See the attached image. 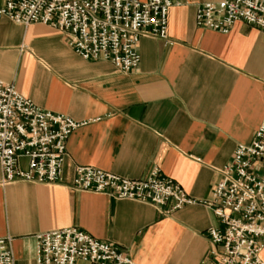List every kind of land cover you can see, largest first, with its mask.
Segmentation results:
<instances>
[{
  "label": "crops",
  "instance_id": "1",
  "mask_svg": "<svg viewBox=\"0 0 264 264\" xmlns=\"http://www.w3.org/2000/svg\"><path fill=\"white\" fill-rule=\"evenodd\" d=\"M220 1L178 0L167 40L142 37L129 73L82 60L44 25L0 21V80L43 111L88 122L67 139L60 184H0V238L11 239L14 264H35L37 234L69 227L135 264L214 262L209 209L169 212L171 203L158 209L68 186L77 166L130 180L156 166L190 198H210L235 147L264 118V32L240 22L225 34L195 27L197 7Z\"/></svg>",
  "mask_w": 264,
  "mask_h": 264
},
{
  "label": "built area",
  "instance_id": "2",
  "mask_svg": "<svg viewBox=\"0 0 264 264\" xmlns=\"http://www.w3.org/2000/svg\"><path fill=\"white\" fill-rule=\"evenodd\" d=\"M178 0H1L0 21L41 24L58 32L85 61L110 63L119 73L137 69L142 37L167 40L168 11ZM236 22L264 32V0H221L197 7L195 27L225 34ZM88 122L43 111L0 80L1 185L61 183L66 142ZM206 200H194L174 181L151 168L140 180L77 166L69 188L116 200L150 204L169 212L186 205L209 209L217 226L207 236L217 252L212 264H264V118L251 141L238 144ZM35 264H135L108 242L74 227L35 236ZM0 264H14L11 239L0 238Z\"/></svg>",
  "mask_w": 264,
  "mask_h": 264
}]
</instances>
